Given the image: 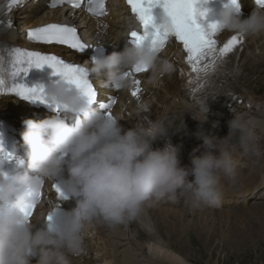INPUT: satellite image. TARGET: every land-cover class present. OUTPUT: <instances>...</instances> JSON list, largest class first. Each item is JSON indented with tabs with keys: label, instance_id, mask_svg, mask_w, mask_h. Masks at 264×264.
I'll use <instances>...</instances> for the list:
<instances>
[{
	"label": "bare ground",
	"instance_id": "1",
	"mask_svg": "<svg viewBox=\"0 0 264 264\" xmlns=\"http://www.w3.org/2000/svg\"><path fill=\"white\" fill-rule=\"evenodd\" d=\"M42 3V0H38L34 4L31 2V4L24 8L21 12L22 18L20 20L24 19L25 21L21 25L24 24L28 28H32L37 24L54 22L66 17V19L75 23L80 28L83 35L92 38V40L107 44L112 51L111 59L115 66L123 65L126 62L125 59L129 57V53L127 48L124 47L121 34L123 29H125V25H128L129 17L127 9L119 0L109 1L108 15L101 19L87 17L83 13H80L82 11L69 12L68 8L59 9L55 12L44 11ZM240 27L241 25L238 23L231 22L227 28V35L235 34L239 31ZM243 27L247 28L248 32H250L251 28L248 24H245ZM22 30L23 27L21 26L20 31ZM172 49L175 48L172 47ZM44 50L46 52L63 53L60 49L53 47ZM262 71L264 72V26L250 32L246 50L241 54L233 72L228 74L230 78L227 80V86L234 90L244 102L241 106L236 103L237 106L233 108L235 116H238V119L233 117L220 126L221 138H225L224 140L226 141L217 142L215 146L223 149L225 142L232 140L237 142V140H241L242 144L235 145L233 149L242 150L246 154L249 160V167H259L264 172V152H262L264 151V92H262L264 90V82L262 83V78L260 77L263 74ZM104 74L107 73L105 71L94 70L92 76L99 78V76H104ZM164 81L150 82L148 88L154 92L145 104L148 105L150 111L154 112V115L158 118L166 117L169 120H178L184 116L180 114L190 111L189 106L185 102H177L175 100V97L179 95L182 89V80L177 79L176 75H173L166 77ZM104 85L105 83H102L100 87L95 85L96 90L99 91V101H107V94L110 90H107V87ZM256 85L258 86L255 87ZM249 88L252 89L247 91ZM157 92L165 94H157ZM148 93L150 94V92ZM5 102L7 103L5 109L8 110L11 101L6 100ZM246 103L251 104L250 109L246 108ZM10 113L18 116L21 120L28 118V122L19 130L17 139L24 150V157L29 170L39 173V169L43 170L46 163L55 157L51 151L50 116L45 114L42 109L30 111L26 106L22 107L21 104L14 106L13 111H10ZM258 136L263 137V139L261 140ZM231 156L232 150L228 153V157ZM66 166L67 161L63 162L60 168L57 169L60 172L59 175L65 173L64 168ZM250 175L251 177L248 180L242 176L236 179L237 181L248 183L243 188V194L246 196H250L255 187H261L264 184V176L253 177L254 172H251ZM105 187L108 190L114 188V186L108 185ZM186 199L187 206L182 205V201ZM137 204L141 212L140 217L137 218L139 222L130 218L124 228L119 227L116 235L101 234L100 237L96 238L94 236L91 239L93 248L99 255L100 263L189 264L186 261L188 257H182L178 253H175L173 249H178L179 247L182 250L184 249L182 247H188L187 245L191 244L193 236L201 237L202 233L198 231V228L193 230L195 233H191L190 231L191 216L198 214L200 218L198 226L206 228L207 216L209 214L214 215L215 211L217 213L222 212V210L220 211L217 208L216 210L212 209L211 204L197 197L195 194L189 196L186 194V198H184L183 194L179 191L171 193L149 192L141 201L138 200ZM179 205H182L183 209L187 208L184 214H187L188 217H185L183 214L179 215L177 214L178 212L173 211ZM226 208L229 209L230 207ZM226 212L231 211L226 210ZM33 221H38L36 215L33 217ZM150 221L153 227L158 230L162 242L146 231L150 227ZM91 231L92 224L84 230L86 234ZM2 247L1 253L6 248V256L0 255V264H25L21 251H18L20 248L17 241H13L7 247L6 244ZM97 254H93L94 257H98ZM43 255L45 264H70L65 259V256L60 254L56 249H45Z\"/></svg>",
	"mask_w": 264,
	"mask_h": 264
},
{
	"label": "rangeland",
	"instance_id": "2",
	"mask_svg": "<svg viewBox=\"0 0 264 264\" xmlns=\"http://www.w3.org/2000/svg\"><path fill=\"white\" fill-rule=\"evenodd\" d=\"M260 77L263 83L264 72ZM251 89L249 88L247 91ZM158 93L165 94L163 92ZM260 138L263 139V137ZM254 170L253 177L264 176L261 168L257 167ZM183 197L186 198V194H183ZM186 201L187 199L183 200L182 205L187 206ZM182 205L177 206L173 211L188 217L187 214H184L187 208L183 209ZM212 209L216 210L213 206ZM217 209L222 210V212L217 213L215 211L214 215L209 214L206 219V228L198 226L200 223L198 214L189 217L192 220L190 221L191 233H195L193 230L198 228L202 235L201 237L193 236V243L190 242L191 244H188V247H182L184 248L182 250L179 247L178 249L174 248V252L182 257H188L186 261L189 264H264V201L253 200L248 204H244V206L238 205L232 210L228 208ZM141 210L145 212L144 209L141 208ZM226 210L231 212H226ZM136 213L141 215L140 208ZM135 217L138 218V215H135ZM135 217L132 218L139 222ZM210 230L212 231L210 232ZM146 231L162 242L161 236L158 234V230L153 227L152 222Z\"/></svg>",
	"mask_w": 264,
	"mask_h": 264
},
{
	"label": "clouds",
	"instance_id": "3",
	"mask_svg": "<svg viewBox=\"0 0 264 264\" xmlns=\"http://www.w3.org/2000/svg\"><path fill=\"white\" fill-rule=\"evenodd\" d=\"M241 140H237V142H240ZM242 144V141H241V143H239V144H237V145H241ZM244 159H243V162H246V161H248V163H249V160H248V158H247V156H246V154L244 153ZM231 164V162H230V160H228V166ZM229 173H232V171H230ZM247 177V176H246ZM154 193H161V192H154ZM165 193H171V192H165ZM147 194V193H146ZM145 194V195H146ZM190 195V194H189ZM188 195V196H189ZM143 199V198H142ZM142 199H140V201L142 200ZM138 209H136L134 212H133V214H132V216H131V218L133 217V216H135V215H138V218L140 217V214H138V213H136V211H137ZM135 213V214H134ZM135 218H137V217H135Z\"/></svg>",
	"mask_w": 264,
	"mask_h": 264
}]
</instances>
